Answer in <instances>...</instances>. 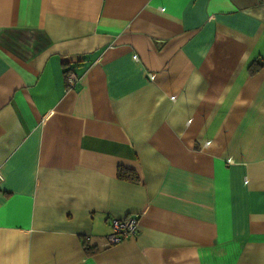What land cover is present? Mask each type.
<instances>
[{
    "label": "crops",
    "instance_id": "1",
    "mask_svg": "<svg viewBox=\"0 0 264 264\" xmlns=\"http://www.w3.org/2000/svg\"><path fill=\"white\" fill-rule=\"evenodd\" d=\"M0 172V264H264V0H0Z\"/></svg>",
    "mask_w": 264,
    "mask_h": 264
},
{
    "label": "built area",
    "instance_id": "2",
    "mask_svg": "<svg viewBox=\"0 0 264 264\" xmlns=\"http://www.w3.org/2000/svg\"><path fill=\"white\" fill-rule=\"evenodd\" d=\"M66 80L69 85L75 82L73 74H67ZM2 179L3 176L0 172V181ZM110 228L111 231L103 237L102 247L114 246L125 240L134 238L138 231V216L113 217L110 222Z\"/></svg>",
    "mask_w": 264,
    "mask_h": 264
},
{
    "label": "trees",
    "instance_id": "3",
    "mask_svg": "<svg viewBox=\"0 0 264 264\" xmlns=\"http://www.w3.org/2000/svg\"><path fill=\"white\" fill-rule=\"evenodd\" d=\"M253 62H250L247 65L248 70L251 73H255L256 71H258L261 63H258L257 66H251L250 64H252ZM66 73V72H65ZM67 74V73H66ZM116 176L119 179H123V180H127V181H131V182H137L138 181V177L136 175V173L130 169V168H126L124 166H118L117 170H116Z\"/></svg>",
    "mask_w": 264,
    "mask_h": 264
}]
</instances>
